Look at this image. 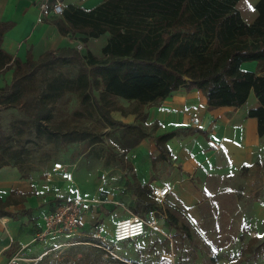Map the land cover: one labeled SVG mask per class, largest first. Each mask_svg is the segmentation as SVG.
<instances>
[{
    "label": "trees",
    "instance_id": "trees-1",
    "mask_svg": "<svg viewBox=\"0 0 264 264\" xmlns=\"http://www.w3.org/2000/svg\"><path fill=\"white\" fill-rule=\"evenodd\" d=\"M237 1L103 0L89 9L69 4L55 20L59 31L80 33L83 42L107 33L100 54L66 46L45 50L37 59L28 53L24 61L2 46L4 33L13 23L0 20V72L12 68L10 82L0 87V111L16 108L26 116L11 122L12 132L0 127V167L30 165L36 156L45 163L55 155L52 143L66 146L99 140L89 129L61 130L51 122L53 103L67 92L79 97L76 115L96 113L106 125L122 126L137 135L136 141L149 135L143 125L116 119L112 111L135 113L142 120L147 103L180 86L203 90L208 108L240 106L252 92L258 103L248 108L247 116L256 117L257 133L262 135L264 14L247 24L236 8ZM250 60L257 62L256 69L241 66ZM176 133L153 136L163 158L169 153L166 141ZM23 200L24 195L0 197V216L10 215L7 206ZM83 240L93 246L98 243L94 237Z\"/></svg>",
    "mask_w": 264,
    "mask_h": 264
},
{
    "label": "crops",
    "instance_id": "crops-1",
    "mask_svg": "<svg viewBox=\"0 0 264 264\" xmlns=\"http://www.w3.org/2000/svg\"><path fill=\"white\" fill-rule=\"evenodd\" d=\"M36 1L0 0V20L13 23L4 33L2 46L13 57L24 61L29 53L37 59L45 50L75 46L78 42L84 49L100 54L107 33L83 42L80 33L63 34L59 31L55 20L62 15L50 16L35 23ZM102 1L64 0V8L73 4L89 9ZM236 8L242 20L250 24L259 14H264V0H238ZM94 42L100 44L97 51L91 47ZM241 66L254 70L257 62L244 61ZM11 78L12 68L0 72V87L10 82ZM117 99L128 105L124 98ZM257 103L250 92L246 102L240 106L208 108L203 90L180 86L163 98L147 103L142 120L135 113L122 115L118 110L112 111L114 118L126 123L140 122L149 135L139 138L119 158L96 168L98 177L91 179L95 181V190L101 188L105 197L100 202L94 197L95 200L89 202L90 209L81 206V227L75 232L78 235L76 242H88L83 240L90 237L86 228L88 212L96 214L102 225L111 224L112 227L115 220L137 214L151 221L158 231H161L160 227L169 233L179 230L191 239L192 225L187 228L178 221L177 213L184 209L188 210V219L200 221L201 233L206 235V241L210 235L220 237L217 241H221L222 245L216 250L222 253L226 249L223 245L229 241L228 232L223 229L211 231L205 224L211 217L210 204L219 193L233 194L242 174L257 161H264V133L258 135L256 117L247 116L248 108ZM193 112L197 113L196 125L190 121ZM171 130H177V133L166 141L169 153L163 158L153 136ZM54 160L51 158L37 165L33 162L19 166L9 163L0 167V197L4 200L8 196L17 198L24 195L22 202L7 206L12 212L10 215L0 216V264H7L18 251L32 250L30 243L42 228V216L57 203L79 196L77 190L73 191V172L70 181L61 179L58 172L48 174ZM163 185L168 187L163 197L152 193V188ZM248 219L253 226L252 232L239 242V247L233 252L249 249L253 245V251L257 252L260 249L257 246L264 244V200L252 201ZM252 238L255 240L252 241ZM234 259L239 261L241 256L236 254Z\"/></svg>",
    "mask_w": 264,
    "mask_h": 264
},
{
    "label": "rangeland",
    "instance_id": "rangeland-1",
    "mask_svg": "<svg viewBox=\"0 0 264 264\" xmlns=\"http://www.w3.org/2000/svg\"><path fill=\"white\" fill-rule=\"evenodd\" d=\"M99 45L98 42L91 43L95 51L99 49ZM78 50L82 53L85 51L83 47ZM119 102L123 103L120 100ZM79 107L77 94L65 93L52 105L51 122L57 124L61 130L69 127L89 129L100 136L99 140L91 143L79 140L66 146L52 143V147L54 145L55 148L52 159H60L69 164V169L74 174L73 191H78L82 205L90 209L89 202L94 201V197H97L98 202L105 197L101 188L95 190L96 184L93 180L99 174L98 171L96 173V168H101L100 165L103 166L119 158L123 151L130 149L136 143L137 135L129 134L122 126L106 125L96 113L90 116L76 115L74 110ZM19 117L26 118L20 109L1 110L2 131L12 132L14 126L11 122ZM32 162L39 164V157L36 156ZM48 166L49 163L46 167ZM93 177L94 179H91ZM254 200H264V161H257L249 171L242 174L240 184L234 189L233 194L220 192L210 204L211 217L205 225L211 231L223 229L228 232L229 241L223 245L226 249L222 253L216 250L217 246L222 245L221 241H217L220 237L210 235V239L206 241V235L201 233L200 221L195 218L193 221L188 219V210L180 209L181 212L177 211V215L181 224L187 228L188 225H192L191 239L179 230L169 233L168 230L160 227V230L164 231L161 233L152 224L147 226L144 235L129 242L113 241L111 224L103 225L104 231L97 233L92 225L91 212H88L86 228L90 237L97 239L98 243L92 244L99 247L90 245L89 242L86 244L76 242L78 235L75 232L81 227L78 226L73 232L33 239L30 243L32 250L18 251V254L14 255L7 264H158L160 257L165 254H172L174 264H264V244L257 246L260 248L257 252L253 251L255 245L246 250L233 252L239 247V242L252 232L253 226L248 217ZM254 253H257L256 257H252ZM236 254L241 256V260L234 259Z\"/></svg>",
    "mask_w": 264,
    "mask_h": 264
},
{
    "label": "built area",
    "instance_id": "built-area-1",
    "mask_svg": "<svg viewBox=\"0 0 264 264\" xmlns=\"http://www.w3.org/2000/svg\"><path fill=\"white\" fill-rule=\"evenodd\" d=\"M36 9L35 23H40L50 16L62 15L64 0H37ZM75 46L79 49L82 47V44L78 42ZM190 121L193 125L198 123L196 112L192 113ZM51 172H58L59 177L63 180L70 181L73 177L69 164L61 160H54L52 162L48 174ZM167 191L168 187L166 185L152 188V193L159 197H163ZM81 206L82 199L79 196L57 203L51 211L42 216L43 225L35 238L43 239L47 236L75 231L81 223ZM91 219L96 232L102 233L104 227L98 221L96 214L91 213ZM148 225H152V222L137 214H130L127 217L119 218L113 223L111 230L112 239L115 242L131 241L143 235ZM158 264H174L172 254L162 255Z\"/></svg>",
    "mask_w": 264,
    "mask_h": 264
}]
</instances>
